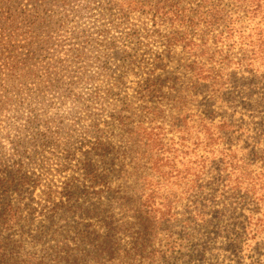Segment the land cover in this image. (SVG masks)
I'll list each match as a JSON object with an SVG mask.
<instances>
[{"label":"trees","instance_id":"1","mask_svg":"<svg viewBox=\"0 0 264 264\" xmlns=\"http://www.w3.org/2000/svg\"><path fill=\"white\" fill-rule=\"evenodd\" d=\"M226 1L228 6L223 0H192V9H186L182 0L103 3L98 9L100 17L112 27L119 28L137 15L150 20V29L130 30L127 37L136 38L143 32L145 38H154L164 50L152 60L151 69L144 60L124 58L127 71L134 64L138 69L133 95H113L109 105L113 109L106 111L102 104L100 115L90 111V103H104L113 97L112 90L102 92L96 88L86 100L65 90L64 99L81 102L80 112L88 124L78 134V140L75 138V149L65 144V155L57 171L62 181L56 187L52 182L45 185L40 201L34 198L43 182L42 173L35 171L42 168L38 155L20 151L12 166L1 167L0 264H212L209 246L197 240L203 231L214 241L227 230L228 250L236 259H240L239 249L258 245L251 232L254 228L256 233V228L264 230V211L260 214L259 207H254V212L261 219L247 220L249 224L240 237L231 234L235 225L246 221L242 215L246 200L256 198L258 190H262L256 187L257 183L246 184L247 173H243L245 166L239 167L240 162L229 165L232 182L229 174L225 175L226 168L214 165L217 177L211 184L215 188L213 197L207 185L203 189L209 194L205 196L200 190L204 196L198 198L196 189L187 190L179 198L167 190L172 171L186 174L180 173L181 168L174 163L182 164L177 157L192 153V141L203 138L207 149L222 141L214 140L219 136L216 131L206 135V129L213 126L208 123L209 111L201 108L210 102L208 94L214 84H222L223 77L217 75L228 67L230 51L247 55V62L240 61L247 73L242 84L248 79L246 88L256 91L244 94L245 105L252 108L258 103V113L264 108V74L258 76L257 68L264 65V0ZM19 2L0 0V117L8 108L19 110L24 105L20 89L27 88L29 77L43 61L52 31L56 33L68 23L69 17H55V26L46 28L48 17H39L48 13L43 8L51 5L65 10L71 8L72 0H40L43 8L40 5L33 12L21 9ZM87 4L84 9L91 10L94 2ZM230 6L235 9L234 15L242 14V19L229 18L226 8ZM70 13L74 14L72 8ZM195 40L201 43L195 44ZM211 41L215 49L221 45L227 50L211 53ZM181 44L194 52V60L184 66L185 72L177 79L157 74L165 71L163 55ZM70 53L75 59L82 56L79 50ZM216 55L222 57L218 71L212 66ZM71 85L77 87V82ZM26 118L30 129L40 123L31 107ZM79 119L80 116L75 122ZM262 123L258 122L259 147L264 146ZM33 139L37 151H47L52 145V140L46 141L38 131ZM246 148L253 161L264 163V151H257L256 143ZM229 183L233 188L226 185ZM219 196L227 203L216 202ZM262 200L264 194L254 200L255 205ZM178 214L179 220L175 218ZM159 236L165 237V242L156 249ZM125 237L128 243H120ZM251 259L247 264H262L258 258Z\"/></svg>","mask_w":264,"mask_h":264},{"label":"rangeland","instance_id":"2","mask_svg":"<svg viewBox=\"0 0 264 264\" xmlns=\"http://www.w3.org/2000/svg\"><path fill=\"white\" fill-rule=\"evenodd\" d=\"M89 1L72 0L71 8L74 14L70 13V7L62 10L46 5L47 7L43 8L40 0L36 3H33L32 0L19 2L23 10L25 8L32 9L33 12V9L39 8L41 5V8L48 11L46 15L40 14L39 16L43 19L48 17L45 22L46 28L54 27L58 19L64 16L69 17L67 24L63 25L56 33L52 31L51 38L45 45L43 61L37 64L33 76L29 77L27 83L30 82V84L27 88L20 89L19 97L24 101V105L19 110H15L14 107L8 108L0 117V169L1 167L12 166L17 161V154L20 151L25 152L26 155H38L39 165L42 168L35 171L39 174L42 173L43 182L34 194L35 201H40L42 198L41 192L44 191L45 185L52 182L55 187L59 186L62 178L57 171L65 155L63 152L65 144L69 143L70 148L75 149V140L78 138V134L88 124V119L83 118V114L80 112L83 108L81 102L76 103L73 99H64L65 90H71L72 95H76L75 93L81 95L84 100L96 88L101 89V91L112 90L110 92L112 96L115 94L120 95V97L125 94L132 96V91L139 80L137 77L138 69L134 64L133 69L127 71L124 66V58L129 59V61L134 60V62L144 60V63L149 67L148 69H151L152 60L164 50L154 38H145L143 32H140L141 35L136 38L127 37L130 30L150 29L152 25L150 20L148 23L143 17L132 16L122 26L115 28L102 20L99 14L98 9L107 0H92L94 5L91 6V10H85L84 8ZM191 3L192 0H182V5L186 9L193 8ZM223 3L229 5L226 0H223ZM226 10L229 18L237 19L239 16L242 19L241 13L237 16L234 15L235 9L231 6ZM41 11L42 9L39 12ZM55 17L58 19L53 22ZM72 35H76V38ZM194 43L200 44L201 40H195ZM208 47L212 48L211 53L227 50V46L221 45L215 49L212 41L208 43ZM188 48L181 44L175 47L173 52L163 55L165 71L159 70L157 74H163L164 77L170 76L171 79L180 78L181 74L185 72L184 66H189V63L194 60V52H190ZM71 50H79L82 55L80 59H75L74 54L71 55L70 53ZM228 57V67L226 69L224 67V71L217 75V77H223L222 84H214L211 93L208 94L210 102L201 108L209 111L208 123L213 126L211 129H206L205 132L209 133L206 135L209 136L216 131L219 136H215L214 140L219 138L222 141L217 144L214 143L213 147L207 149L206 144L202 142L203 138L194 140L190 146L192 153L180 158L177 157L182 164L175 162L174 165L180 167L182 170L180 173L185 172L186 176L172 171L173 173L169 175L170 185L167 190L178 198L184 197L181 195L182 193L187 190L193 191V189H196L195 192L197 193L195 198L204 196V194L206 196L209 194L208 190L203 189L206 185L210 187L213 197V189L215 188L211 184L217 177L213 172L214 165L218 164L221 169L226 168L225 175L229 174V180L232 182L229 165H233L235 162H240V168L245 166L243 173H247L246 184L249 183L251 186L252 183H257L256 187H262L264 190V163L257 159L253 161L250 158V150L246 148L247 145L256 143V150L264 151V146H257V140L260 138L258 136V122L263 121L261 125L264 127V108L260 110L261 113H258L256 111L258 103H255L251 108L246 106L243 100L245 93L256 91L246 88L245 83L248 79L244 80V85L242 84V79L247 77V73L242 69V66L240 67V61L242 64V61L247 60V55L234 50L230 51ZM221 59L222 57L219 55L215 56L212 63L215 71H218L219 67L222 66L220 64ZM58 60L62 63L56 62ZM257 68L258 76L263 75L264 65H258ZM76 82L77 87L71 85ZM56 87L58 88L56 89ZM17 96L18 94L13 96V99L15 100ZM114 98V96L109 97L104 103L103 101L90 103V111L100 115L104 110L102 104L107 107L106 111L113 109L114 106L109 105ZM253 99H256V96H253ZM29 107L35 110L40 120V123L34 125L32 129L28 127L25 121ZM79 116L80 122H75ZM37 131L44 136L46 141L52 140V145H49L51 150L50 148L44 152L35 150L33 136ZM167 138H171V135L168 134ZM226 185L230 186V189L233 188L230 183ZM200 190H203L204 194ZM262 190H258L259 195L256 198L247 199L244 203L246 206L242 210V215L246 221H240L239 225H235L231 230V234L235 238L245 233V230L242 229L247 228L249 224L247 220L256 222L257 218H262L254 212V207H259L260 214L264 211V200L258 205H255L254 202V200L259 199L260 195L264 194ZM106 200L109 201L107 196ZM215 200L218 203H227L220 196ZM188 204L193 206L194 203L189 202ZM236 207L234 206L233 209ZM177 211L182 213V209L178 208ZM180 216L178 214L175 218L179 220ZM261 224L262 222H260ZM255 226L257 227V225ZM256 229H259L258 233L254 231L255 228L252 229L251 233L253 237H257L258 245H253L256 246L253 248L250 246L243 250L239 249L240 259H236L228 250L227 245L229 244L225 239L228 235L227 230H223L222 236L214 241L209 239L210 236L207 231H203L197 236V240L209 246L208 253L211 252L214 259L212 264H247L249 259L252 260L251 258H258L264 264V230L262 228ZM128 241V238L125 237L120 243H128ZM157 242L154 248L161 249L160 245L164 244L165 237L159 236Z\"/></svg>","mask_w":264,"mask_h":264}]
</instances>
